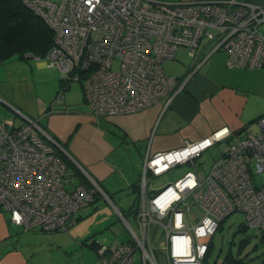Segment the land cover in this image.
Instances as JSON below:
<instances>
[{
    "label": "built area",
    "instance_id": "obj_1",
    "mask_svg": "<svg viewBox=\"0 0 264 264\" xmlns=\"http://www.w3.org/2000/svg\"><path fill=\"white\" fill-rule=\"evenodd\" d=\"M23 1L54 33L45 60L59 74L55 100L79 83L94 116L134 115L162 101L167 107L217 52L226 54L228 68H264V6L249 1ZM180 47L189 51L192 66L179 79L168 76L162 64ZM255 122L256 132L227 143L207 172L195 160L227 142V128L148 156L136 217L139 233L130 229L133 239L100 245V264H159L155 249L166 264H202L219 224L236 212L249 227L264 231V115ZM55 148L63 152L36 120L20 126L0 121V207L22 231L68 232L97 193L106 196L95 184L68 190L70 180ZM188 164L191 169L174 182L148 192L147 176L161 177ZM195 206L200 217L192 212ZM152 229L161 233L155 248Z\"/></svg>",
    "mask_w": 264,
    "mask_h": 264
},
{
    "label": "crops",
    "instance_id": "obj_2",
    "mask_svg": "<svg viewBox=\"0 0 264 264\" xmlns=\"http://www.w3.org/2000/svg\"><path fill=\"white\" fill-rule=\"evenodd\" d=\"M243 1L264 6V0ZM226 61V54L219 52L211 61L205 62L189 79L184 90L165 108L162 101L142 113L98 117L91 114L88 106V113L68 110L55 97L49 108L33 102L25 105L24 96H32L37 81L51 82L57 90L59 74L57 69L47 66L45 57L30 58L28 55L22 60L10 59L0 64V108L5 107L12 114L0 109V121L11 122L14 126L22 125L26 119L38 121L51 138L59 141L64 148L63 153L90 185L95 184L103 193L110 195L130 191L134 200L131 187L138 183L140 190L144 162L148 156L200 141L222 128L228 129L229 139L235 142L249 133L248 127L264 115V109H260L254 100L251 102L256 89L264 83V68L259 72L228 68ZM191 66L192 63L181 77L188 74ZM15 118L19 120L18 125H15ZM138 143H146L144 155L136 147ZM133 147L136 152L131 161L128 158ZM68 179V190L80 183L76 176L69 174ZM132 203L123 209L126 217L133 216L130 211ZM79 216L76 225L68 232L83 244L94 234L88 236L91 226L86 229L87 233L80 232L78 226L83 217L82 214ZM133 218L136 221V216ZM125 224L130 231L132 228L126 221ZM19 230L22 231L9 222V213L0 207V264H42L38 259L40 254L37 255L32 247V237L23 241ZM129 240L104 243L95 238L90 241L93 247L89 243L88 248L98 254L100 245H115ZM64 251L67 255L68 251L65 248ZM50 264L54 262L50 261Z\"/></svg>",
    "mask_w": 264,
    "mask_h": 264
},
{
    "label": "rangeland",
    "instance_id": "obj_3",
    "mask_svg": "<svg viewBox=\"0 0 264 264\" xmlns=\"http://www.w3.org/2000/svg\"><path fill=\"white\" fill-rule=\"evenodd\" d=\"M217 53H215L209 60L211 61ZM191 63L192 56L189 54V51L184 47H180L175 53V58L164 61L162 68L168 76L180 79L183 78L181 76L187 71V67ZM113 68L114 70H118V62L114 63ZM246 70H254L255 72L260 71L257 69ZM262 82H264V80H262ZM58 90L59 85L56 90V88L52 87L51 82L37 81L35 92L32 93V96L31 94L24 96L25 105L29 106V102H33V104L49 108L51 106L50 104L54 100V97H56ZM255 92L256 93H254L251 97V102L254 100L255 104L260 106V109H264V83H262V86L260 85ZM57 102H62L63 106H66V108L68 107V110L78 109L80 112H89L87 105L83 102V91L79 83H72L69 89L64 92V99L58 100ZM0 109L6 110L12 114L11 111L3 106ZM98 120L100 121L101 119L98 118ZM100 122H102V120ZM18 124L19 120L15 118V125ZM156 126L157 124L155 125L153 131H155ZM247 130L250 132H256V122L254 121V123L251 124ZM136 147L140 148L141 153L144 155L146 143H138ZM226 148V142L211 147L195 160L196 165H201L204 172H207L212 162L215 161L216 158L220 157ZM135 152L136 150L133 147L129 158L125 157V159L127 160V158H133ZM137 159L138 161L140 160V158ZM131 161L133 160L131 159ZM191 166V164H188L176 167L157 178H153L150 175L147 176L146 182L148 192L174 182L187 170H190ZM254 183L255 185H260L261 177H254ZM139 192V195H141V191ZM129 193L130 191L124 194L118 193L110 195L104 192L106 196L102 194L95 196L90 206H88L86 210L84 208L80 211V214H82L83 217L81 224L78 226L80 232L87 233L86 229L91 226L89 227L90 233L88 236L90 237L94 234V237L87 239V241H83L84 244H81V240L77 241L74 238V235L70 232L63 231L42 232L30 230L22 232L19 230V236L22 237L23 241L26 237H32V247H34L33 249H35L37 255L40 254L38 259H40L42 264H50V261L54 262V264H100V258L98 259L99 255L96 254V251L88 248L91 240L96 238L100 242L104 243H119L127 240L128 238L133 239L125 221L137 234L139 233L133 216L124 217V221L120 213L123 212L125 207H129L133 201V196ZM138 212L139 206L135 215L136 217ZM192 212L196 214L197 217H200L201 215L200 209L196 206L193 207ZM242 223H244V216L238 212L233 213L223 222L222 230L217 232L212 239L211 254L207 259V262L204 264H221L223 258L228 254L244 259L250 264H261L264 262V239H262V235H264V233L254 227H249L243 232L236 233L239 225ZM160 235V232L157 234L156 232H153V229L150 231V240L154 248L157 246ZM90 246L93 247L91 243ZM64 248L68 251L67 255H65ZM154 251L158 263L166 264L165 257L158 250L155 249ZM137 257L138 254L135 255V258ZM135 264H140V262L136 261Z\"/></svg>",
    "mask_w": 264,
    "mask_h": 264
},
{
    "label": "trees",
    "instance_id": "obj_4",
    "mask_svg": "<svg viewBox=\"0 0 264 264\" xmlns=\"http://www.w3.org/2000/svg\"><path fill=\"white\" fill-rule=\"evenodd\" d=\"M53 44V31L39 15L25 5L23 0H0V64L10 59L22 60L28 55H33L35 58H44L52 48ZM54 140L61 146V148H63L57 139ZM229 142H231V138L228 139L226 143ZM54 150L66 168L67 178L69 177V174L71 176H76L80 182L79 184L90 186L88 181L74 167L66 155L59 149L55 148ZM139 191V184H133L131 192L135 197L132 206L130 207V211L134 217L138 211L140 201ZM99 195L100 194L98 193L96 194V196ZM120 213L123 217H126L124 212ZM226 219L219 224L216 233L222 230L223 222ZM247 228H249V226L244 220V223L239 225L236 233L243 232ZM261 232L264 233L262 230ZM213 237L210 239L208 250L202 264L207 262V259L211 254ZM262 239H264V235H262ZM221 264L250 263L246 262L244 259L228 254L223 258ZM261 264H264V262Z\"/></svg>",
    "mask_w": 264,
    "mask_h": 264
},
{
    "label": "water",
    "instance_id": "obj_5",
    "mask_svg": "<svg viewBox=\"0 0 264 264\" xmlns=\"http://www.w3.org/2000/svg\"><path fill=\"white\" fill-rule=\"evenodd\" d=\"M27 57V56H26ZM30 58H33V55H30Z\"/></svg>",
    "mask_w": 264,
    "mask_h": 264
},
{
    "label": "flooded vegetation",
    "instance_id": "obj_6",
    "mask_svg": "<svg viewBox=\"0 0 264 264\" xmlns=\"http://www.w3.org/2000/svg\"><path fill=\"white\" fill-rule=\"evenodd\" d=\"M186 86V85H185Z\"/></svg>",
    "mask_w": 264,
    "mask_h": 264
}]
</instances>
